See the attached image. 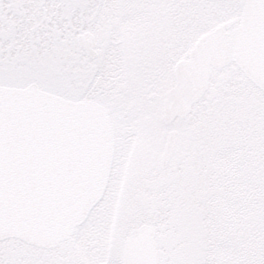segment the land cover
Segmentation results:
<instances>
[{
    "label": "snow or ice",
    "instance_id": "6c2138e0",
    "mask_svg": "<svg viewBox=\"0 0 264 264\" xmlns=\"http://www.w3.org/2000/svg\"><path fill=\"white\" fill-rule=\"evenodd\" d=\"M0 264H264V0H0Z\"/></svg>",
    "mask_w": 264,
    "mask_h": 264
}]
</instances>
